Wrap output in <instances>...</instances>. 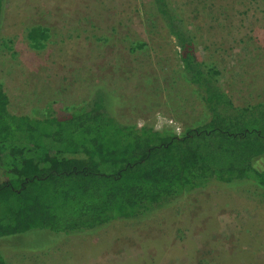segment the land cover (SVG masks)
Wrapping results in <instances>:
<instances>
[{
	"label": "rangeland",
	"instance_id": "obj_1",
	"mask_svg": "<svg viewBox=\"0 0 264 264\" xmlns=\"http://www.w3.org/2000/svg\"><path fill=\"white\" fill-rule=\"evenodd\" d=\"M172 2L234 105L264 102V0ZM37 25L49 29L40 46L27 37ZM0 82L15 114H61L102 94L138 126L179 134L206 116L152 0H5ZM0 250L9 264H264V189L210 182L139 218L32 230Z\"/></svg>",
	"mask_w": 264,
	"mask_h": 264
},
{
	"label": "trees",
	"instance_id": "obj_2",
	"mask_svg": "<svg viewBox=\"0 0 264 264\" xmlns=\"http://www.w3.org/2000/svg\"><path fill=\"white\" fill-rule=\"evenodd\" d=\"M152 3L205 119L179 134L124 123L102 94L61 114H15L0 82V240L139 218L210 182L264 189V102L235 106L172 0ZM4 11L0 0V30ZM27 37L40 46L49 29L33 26ZM0 264H9L1 250Z\"/></svg>",
	"mask_w": 264,
	"mask_h": 264
}]
</instances>
